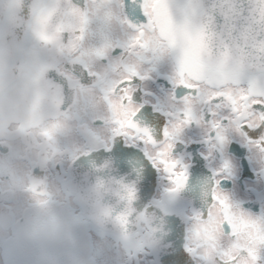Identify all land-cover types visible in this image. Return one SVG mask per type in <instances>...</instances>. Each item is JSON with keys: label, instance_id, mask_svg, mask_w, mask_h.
<instances>
[{"label": "clouds", "instance_id": "1", "mask_svg": "<svg viewBox=\"0 0 264 264\" xmlns=\"http://www.w3.org/2000/svg\"><path fill=\"white\" fill-rule=\"evenodd\" d=\"M262 117L264 54L186 45L158 5L0 0V264H264Z\"/></svg>", "mask_w": 264, "mask_h": 264}, {"label": "snow or ice", "instance_id": "2", "mask_svg": "<svg viewBox=\"0 0 264 264\" xmlns=\"http://www.w3.org/2000/svg\"><path fill=\"white\" fill-rule=\"evenodd\" d=\"M157 5L166 25L186 45L195 44L222 60L234 52L241 56L264 54V0H130V11L150 22ZM129 123L138 128L134 121ZM138 130L146 135L150 132L147 126ZM145 157L151 161L146 153Z\"/></svg>", "mask_w": 264, "mask_h": 264}, {"label": "flooded vegetation", "instance_id": "3", "mask_svg": "<svg viewBox=\"0 0 264 264\" xmlns=\"http://www.w3.org/2000/svg\"><path fill=\"white\" fill-rule=\"evenodd\" d=\"M135 17L141 22L144 21V17L138 12L135 14ZM145 109H147L149 112H152L154 116H159V113H156L153 109H151L150 106H145V108L141 109V112H144ZM137 115L140 116V113H138ZM145 123H148V121L145 120ZM149 126H152V125H149ZM158 134L162 135V123H161V128L158 130ZM120 147L128 149L130 152L137 153L140 157L143 158V162L140 163L142 181L144 179L145 173H148L150 176L155 175V169L151 167V162L148 161L146 157H143V153L140 151L139 148H132L131 146L123 145L122 143ZM114 150H118L116 144L113 145V149H110L108 151L111 152ZM231 154L234 156V158L239 159L241 161V172H240L239 177H237V179H239L241 182H247L248 180L252 179L254 176V173L249 165V162L247 161L246 150L242 146H236V148L232 151ZM201 160H202V157H201ZM132 162L133 161L131 158L125 160V164L127 165H131Z\"/></svg>", "mask_w": 264, "mask_h": 264}]
</instances>
